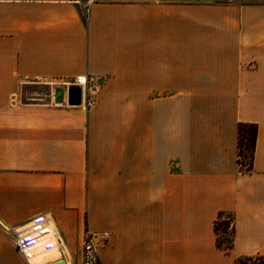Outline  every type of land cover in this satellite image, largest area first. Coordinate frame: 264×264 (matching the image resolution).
Masks as SVG:
<instances>
[{
  "label": "crops",
  "instance_id": "1",
  "mask_svg": "<svg viewBox=\"0 0 264 264\" xmlns=\"http://www.w3.org/2000/svg\"><path fill=\"white\" fill-rule=\"evenodd\" d=\"M77 77L87 99L55 104ZM36 218L62 245L26 259ZM85 231L110 234L101 264L264 256V0H0V264H80Z\"/></svg>",
  "mask_w": 264,
  "mask_h": 264
},
{
  "label": "built area",
  "instance_id": "2",
  "mask_svg": "<svg viewBox=\"0 0 264 264\" xmlns=\"http://www.w3.org/2000/svg\"><path fill=\"white\" fill-rule=\"evenodd\" d=\"M73 84L81 88V104L83 98L88 97L86 81L84 78L77 77L73 80ZM87 95V96H86ZM14 242L21 254L28 259L31 256V249L38 247L41 243L39 239L43 236H50L51 242L43 245V248L49 249L55 247L60 249L62 242L58 233L43 225L41 219L36 218L28 224L25 230H13ZM110 234L108 232H88L82 235L80 249V264H101L98 250L101 245L108 242Z\"/></svg>",
  "mask_w": 264,
  "mask_h": 264
},
{
  "label": "trees",
  "instance_id": "3",
  "mask_svg": "<svg viewBox=\"0 0 264 264\" xmlns=\"http://www.w3.org/2000/svg\"><path fill=\"white\" fill-rule=\"evenodd\" d=\"M256 134L255 124L240 123L237 125V165L241 173H246L251 169ZM241 157H244L245 161H241ZM213 230L217 248L229 251L232 247L234 233L232 216L219 213L213 223ZM237 264H241V260H237Z\"/></svg>",
  "mask_w": 264,
  "mask_h": 264
},
{
  "label": "water",
  "instance_id": "4",
  "mask_svg": "<svg viewBox=\"0 0 264 264\" xmlns=\"http://www.w3.org/2000/svg\"><path fill=\"white\" fill-rule=\"evenodd\" d=\"M64 96H66V100ZM52 97L55 104H63L66 101L68 106H80L81 88L77 85H71L65 90L61 87H57L54 88Z\"/></svg>",
  "mask_w": 264,
  "mask_h": 264
},
{
  "label": "rangeland",
  "instance_id": "5",
  "mask_svg": "<svg viewBox=\"0 0 264 264\" xmlns=\"http://www.w3.org/2000/svg\"><path fill=\"white\" fill-rule=\"evenodd\" d=\"M34 92L44 93L46 89L44 87H37ZM246 153V151H244ZM247 155V153H246ZM241 161H245L244 157H241ZM241 264H264V256H256L251 259H243L241 260Z\"/></svg>",
  "mask_w": 264,
  "mask_h": 264
},
{
  "label": "bare ground",
  "instance_id": "6",
  "mask_svg": "<svg viewBox=\"0 0 264 264\" xmlns=\"http://www.w3.org/2000/svg\"><path fill=\"white\" fill-rule=\"evenodd\" d=\"M40 264V263H39Z\"/></svg>",
  "mask_w": 264,
  "mask_h": 264
}]
</instances>
